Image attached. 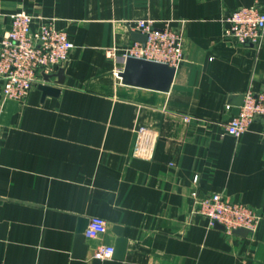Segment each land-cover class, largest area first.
<instances>
[{
  "label": "crops",
  "instance_id": "crops-1",
  "mask_svg": "<svg viewBox=\"0 0 264 264\" xmlns=\"http://www.w3.org/2000/svg\"><path fill=\"white\" fill-rule=\"evenodd\" d=\"M252 6L264 0H0V39L24 11L73 46L24 101L4 100L0 83V264H264V118L238 138L224 131L230 99L264 87V36L224 38L231 12ZM138 20L182 36L167 92L116 75ZM192 192L253 208L257 230L215 228L192 214ZM94 217L105 230L75 258L76 231ZM116 227L125 258L92 259L114 248Z\"/></svg>",
  "mask_w": 264,
  "mask_h": 264
},
{
  "label": "built area",
  "instance_id": "built-area-1",
  "mask_svg": "<svg viewBox=\"0 0 264 264\" xmlns=\"http://www.w3.org/2000/svg\"><path fill=\"white\" fill-rule=\"evenodd\" d=\"M226 22L224 38L238 45L256 46L264 36V8H239L231 12ZM32 26V16L24 11L16 12L10 16L9 28L0 39V83L4 100L24 101L31 88L40 82L39 73L48 74L70 58L73 46L67 32L58 30L54 20L40 18L36 26ZM133 30L145 36V43L129 45L124 50L123 60L132 57L167 64L175 69L184 61L182 36L168 25L157 28L152 20H138L134 22ZM257 117L264 118V87L243 95L239 113L224 125V131L238 138ZM191 196L192 214L205 218L212 226L221 225L229 235L240 228L253 233L260 224V214L245 204L219 194L199 197L192 192ZM105 225L101 218H91L83 232L85 239L96 238L105 230ZM113 251L112 246H98L91 258L110 259Z\"/></svg>",
  "mask_w": 264,
  "mask_h": 264
},
{
  "label": "water",
  "instance_id": "water-1",
  "mask_svg": "<svg viewBox=\"0 0 264 264\" xmlns=\"http://www.w3.org/2000/svg\"><path fill=\"white\" fill-rule=\"evenodd\" d=\"M131 36L133 41L145 43V36L139 33H132ZM175 71L174 67H170L167 64L128 57L123 61V68L117 73V76L125 85L167 92L173 82ZM39 89L45 95L57 93L56 90L46 85H40ZM242 100L243 96L241 95L230 99L229 103L233 105L235 115L239 113V106ZM87 224L88 220H83L76 231L73 255L78 259H84L87 254L88 246L85 244L83 234ZM214 227L224 231L221 225L215 224ZM114 232L117 235V239L112 257L116 260H123L127 250V240L122 237L120 228H114ZM248 233L246 229L241 228L232 232V234L239 236H246Z\"/></svg>",
  "mask_w": 264,
  "mask_h": 264
}]
</instances>
